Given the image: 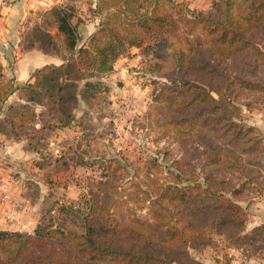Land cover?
I'll return each instance as SVG.
<instances>
[{
  "label": "trees",
  "instance_id": "trees-1",
  "mask_svg": "<svg viewBox=\"0 0 264 264\" xmlns=\"http://www.w3.org/2000/svg\"><path fill=\"white\" fill-rule=\"evenodd\" d=\"M96 2L98 9L100 4L106 5V21L79 47L78 35L70 23L71 15L63 8H54L55 36L70 57L62 55L67 59L62 65L35 69L31 74L34 82L24 84L25 89L47 84L45 91L51 108L64 111L67 120L73 119L72 104L78 100L73 80L89 77L83 73L75 77L69 73L71 70L84 68L90 76L104 73L112 69L113 58L127 47L141 50L145 42L149 44L144 47L152 48L153 56L161 58L157 54L160 48L178 44L177 40H168L169 35H175L178 21L190 28L200 25L209 36L207 44L201 37L190 38L184 32L181 41L186 47L174 49L172 75L164 74L168 84L160 88L154 106L161 108L164 115L162 121L155 120V125L167 130L173 127L181 137L179 143L183 144L187 137L197 147L193 148L194 153L182 151L171 162V168L166 170L171 176L170 183L159 184L161 189L155 197L142 199L147 201L148 213L142 217L131 212L133 225L115 216L116 187L111 174L115 169H106V181L97 182L99 188L106 185V221L97 223L95 210L105 205L97 196L58 202L31 233L0 230V264H197L199 259L189 253L186 243L204 240L212 230L224 232L230 238L242 231L245 212L224 193L242 192L257 177L250 172L252 166L263 168L259 161H251L263 148L261 140L252 133V127L237 119L241 114L239 104L251 106L245 99L242 103V98L264 102V0H213L207 13L190 8L186 1L176 0ZM104 31L111 37L105 47L98 48L95 44ZM48 36L53 51L55 44ZM46 71L57 73V77L46 76ZM107 90L101 79L87 80L81 98L90 99ZM13 91L12 79L0 85V109ZM31 113L29 108L15 110L11 116L4 117L2 130L7 135H19L21 124L17 123V117L23 120ZM199 159L204 173L201 179L194 177L192 165V160ZM159 167L155 163L151 168ZM237 173H242L241 179H237ZM145 178L157 184L153 174L148 173ZM140 191L150 194L151 189ZM166 195L172 205L170 216H177L167 226L151 221L158 216L155 202ZM68 213L79 218L80 231L68 228L61 220ZM160 228H164L163 232L155 238Z\"/></svg>",
  "mask_w": 264,
  "mask_h": 264
},
{
  "label": "rangeland",
  "instance_id": "rangeland-1",
  "mask_svg": "<svg viewBox=\"0 0 264 264\" xmlns=\"http://www.w3.org/2000/svg\"><path fill=\"white\" fill-rule=\"evenodd\" d=\"M212 1L210 0L208 6L207 3H203L202 6L205 7L203 9L189 7L207 13L212 9ZM105 6L100 4V10L96 5L94 9H88L85 0H62L47 10L30 9L24 12L19 7V13L11 17V23L2 25L0 22V58L2 56L6 58L4 66L0 62L2 74L0 85H5L7 80L12 79L14 86L9 101L1 105L0 111L4 113V117L11 116L15 110L29 108L32 111V115L27 114L23 120L17 117V123L21 124L17 131L21 135L30 136L29 145L36 149L37 162L42 164L38 171L39 177L49 185L46 193L50 200L41 211L42 217L58 202L68 203L80 197L86 199L97 196L98 199L100 198L99 202L105 203L104 207L95 210L97 223L106 221V185L99 188L97 182L106 181V169H115L111 173L116 187L113 195L117 198L114 213L121 222L125 221L133 225L134 223L130 222L131 212L142 217L148 213L147 201L143 202L142 199L155 197L161 189L159 184L170 183L171 176L166 170L171 168V162L177 159L182 151L194 153L193 148L197 147V144L187 137L183 144L179 143L181 137L173 127L167 130L155 125V120L162 121L164 115L161 108L156 109L154 106L157 104L155 100L156 95L161 91L160 88L168 84L164 74L172 75L171 59L174 49L186 47L181 41L185 38L184 32H188L190 38L192 35L201 37V41L205 44L209 38L207 32L200 25L190 28L184 22L178 21L175 35L168 36L169 41L177 40L178 44L171 47L164 45L160 48L157 54L161 55V58L154 57L152 48L144 47L149 44L145 42L141 50L135 46L127 47L124 53L113 58L112 69L104 73L90 76L84 68L78 71L71 70L69 73L75 77L83 73L89 78L77 77L73 80L75 84L73 90L78 94V100L76 105L72 104L71 110L74 116L70 120L66 119L64 111L51 108L52 104L45 91L47 84L39 83L32 89L30 87L25 89L24 84L27 82L16 86L14 79L7 72L6 65L8 62L11 66L18 51L22 52L35 46L60 55H68L69 58L70 53L62 49V41L56 38L55 33L52 34L57 19L54 8L65 9L71 15L70 20L77 22L79 27L84 19L95 16L98 21L95 29L97 31L101 28L100 24L106 21ZM112 11H115L114 8ZM48 34L55 44L53 51L52 45L47 42ZM110 37L106 36V31L100 33V40L95 46L105 47ZM15 43L16 47H14ZM78 44L77 40V47L83 45ZM136 51L138 52L131 53ZM121 60L126 62L122 63ZM117 62L121 63V66L111 72ZM62 71L66 72V69ZM44 74L57 77V73L52 71H46ZM96 78L106 83L108 90L100 91L90 99L81 98L84 81ZM30 82H34V78L30 77ZM172 93L174 91H171ZM243 99L249 101L251 106L246 108L239 104L241 114L237 120L252 127L254 129L252 133L261 140L263 148L257 151L259 154L255 153L258 155H253L251 161H259L263 168L253 165L250 172L257 177L250 185L235 195H230L228 192L224 195L245 212L244 229L235 233L232 238L224 232L212 230L207 232L204 240L199 238L186 243L193 257L199 259L206 257L221 264H233V260L237 257L247 264L264 263V102H253L254 100L250 101L247 98H242L241 102L244 101ZM169 115L178 114L169 113ZM55 134L59 136L55 137ZM201 162V159L192 160L194 177L197 179H201L204 174L200 170ZM155 163L160 164V167L152 170L151 167ZM146 167L150 168L149 171ZM148 173L153 174L157 184L146 181L145 177ZM236 175L237 179L242 178V173ZM144 188L151 189L150 194H143L140 191ZM166 196L155 202L154 207L158 216L151 220L163 223L165 226L171 224L172 219H177V216H170L172 205L167 200L168 195ZM104 213V219L99 218L100 214ZM61 220L68 228L76 232L81 230L76 215L68 213ZM163 229L157 230L155 238L163 232ZM148 230L152 232L151 228ZM104 237L106 243V233ZM198 261L197 264L204 262L203 259V262Z\"/></svg>",
  "mask_w": 264,
  "mask_h": 264
},
{
  "label": "crops",
  "instance_id": "crops-1",
  "mask_svg": "<svg viewBox=\"0 0 264 264\" xmlns=\"http://www.w3.org/2000/svg\"><path fill=\"white\" fill-rule=\"evenodd\" d=\"M62 0H11L9 5L0 7V22L2 25L11 23V17L18 14V8L24 12L30 9L47 10ZM68 1V0H67ZM96 0H85L87 8L94 9ZM190 7L203 9V3L209 5L210 0H186ZM202 6V7H201ZM78 35V45L87 42L88 37L95 31L98 21L96 17L86 18L79 27L78 23L70 20ZM9 30V28H7ZM6 29V30H7ZM56 32L53 28L52 34ZM81 32H84L81 33ZM86 32V33H85ZM19 41V39H18ZM16 47V43L15 46ZM131 52V53H137ZM14 53V52H13ZM14 57L13 63L8 65L7 72L14 79L16 86L30 82V77L35 69L46 65L59 66L67 62V59L56 53L47 52L35 46L26 49ZM6 58H0L4 66ZM125 59V58H123ZM119 62V60H118ZM116 63L114 72L121 66ZM120 62L124 63L123 60ZM107 73H105L106 75ZM15 93V92H14ZM13 93V94H14ZM10 97V96H9ZM9 97L5 102L9 101ZM4 102V103H5ZM4 113L0 111V230L32 232L42 217L41 211L50 200L47 192L49 185L39 177L38 155L36 149L30 147V136L7 135L1 128ZM38 126V124H36ZM38 128V127H35ZM59 136L58 134L54 135ZM31 187V188H30ZM34 189V191L32 190ZM36 190V191H35ZM34 193V194H33ZM5 195V197H2ZM200 257V256H198ZM201 258V257H200ZM202 257L199 259L203 264H221L215 260ZM203 259V261H202ZM235 258L233 264H247L242 259ZM264 264V263H260Z\"/></svg>",
  "mask_w": 264,
  "mask_h": 264
},
{
  "label": "built area",
  "instance_id": "built-area-1",
  "mask_svg": "<svg viewBox=\"0 0 264 264\" xmlns=\"http://www.w3.org/2000/svg\"><path fill=\"white\" fill-rule=\"evenodd\" d=\"M10 2L11 0H0V7H5L9 5ZM2 197H5V195H2Z\"/></svg>",
  "mask_w": 264,
  "mask_h": 264
}]
</instances>
